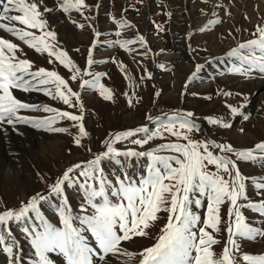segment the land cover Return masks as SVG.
<instances>
[{
  "label": "snow or ice",
  "instance_id": "6c2138e0",
  "mask_svg": "<svg viewBox=\"0 0 264 264\" xmlns=\"http://www.w3.org/2000/svg\"><path fill=\"white\" fill-rule=\"evenodd\" d=\"M88 7L86 0H56L53 7L47 6L45 0H0V30L28 49L46 53L49 63L58 61L71 73L72 81L81 75L91 77L81 78L79 88L97 90L104 100H112L110 89L101 83L105 74L87 69L81 74L69 53L59 46L57 32L46 15L59 10L70 17L72 13L84 16ZM167 15L171 16V13ZM71 22L78 28L85 27L75 19ZM113 22L118 29L131 27L123 18ZM219 23V20L211 19L199 31L205 32ZM94 34L100 35L99 32ZM115 35L120 37L121 32L117 31ZM252 36L227 52L233 59L228 73L245 79L264 76V25H257ZM113 43L128 51H132L129 46L139 43L147 51L142 35L134 40L117 39ZM96 44L94 41L88 50V66L96 63L93 57ZM158 66L164 68V65ZM202 67L197 65L188 77L189 81ZM147 77L150 79L151 74ZM14 90L42 93L70 109H78L80 114L48 104L23 102L14 95ZM218 94L227 97L232 93L222 91ZM81 99V93L74 91L57 71L43 67L33 70V62L27 58L21 44L0 38V126L15 129L18 125H27L46 132L66 133L68 128L56 125L67 120L72 122L71 127L78 129L73 136L75 145L83 146L82 140L89 133L83 123ZM129 104H132L131 100ZM226 106L232 116H239L240 106ZM22 111L49 115L38 118L21 114ZM244 118L248 119L247 116ZM147 119L155 124L154 129L142 125L109 133L102 151L94 153L87 161L69 166L48 185L47 194L36 193L27 202H21L18 208L0 210V251L7 255L9 264H21L22 261L17 241L10 231V225L16 223L28 225L20 229L33 249V258L28 264H54L53 253L62 256L65 264H111V257L116 255L136 259L137 264H241V261L243 264H264V254L240 251L242 240L264 238V226H253L245 215L247 210H252L264 217V199L256 202L248 196L249 187L264 196V177L249 182L239 167L243 162H261L264 167V141L238 150L212 139L194 140L191 134L200 129L191 111H174L163 118ZM206 119L212 125L225 129L232 127L222 117ZM165 133L175 137L176 141L140 151L116 147L128 141L144 149L151 141L163 139ZM233 156L235 159L231 158ZM121 158H146V173L138 179L129 175ZM105 161L119 165L122 175L116 174L114 179L106 175ZM74 186L82 198L80 212L75 214L65 197L67 189ZM51 196L59 199L56 212L60 226L50 223L41 211V202ZM225 205L227 221L222 214ZM194 208L204 209L203 217ZM160 212L167 213V222L155 242L139 253L124 249L122 242L149 236L148 230L158 221ZM222 228L227 239L222 253L217 255L213 246L220 241L213 233H220ZM89 234L94 244L89 242Z\"/></svg>",
  "mask_w": 264,
  "mask_h": 264
},
{
  "label": "rangeland",
  "instance_id": "374dc122",
  "mask_svg": "<svg viewBox=\"0 0 264 264\" xmlns=\"http://www.w3.org/2000/svg\"><path fill=\"white\" fill-rule=\"evenodd\" d=\"M45 2L49 7L56 4V0H45ZM194 2L197 8L194 9L196 19L188 26L178 24L180 18L177 13L178 9L191 8L193 3L186 2V5L181 7L182 0H140V2L86 0L89 7L85 9L84 16L89 17L87 20L79 13H72L70 17L59 10L46 14L53 30L57 32L59 46L69 53L70 58L81 69V74L85 69L105 74L101 77V83L110 89L112 100H104L97 90L79 88L81 78L91 77L81 75L76 81H72L71 73L54 58H52L54 62L49 63L50 58L46 53H37L28 49L1 30L6 38L21 44L25 55L33 62V70L43 67L46 70L57 71L74 91L81 93L85 117L83 123L89 135L82 140L83 146L75 145L73 136L78 129L71 127L72 122L67 120H62L56 125L68 128L69 132L66 133L46 132L27 125H18L15 129L7 125L0 126V135H9L6 139L12 140L8 141L9 147L3 149L0 146V210L18 208L21 202H27L36 193L47 194L48 185L69 166L87 161L94 153L102 151L103 142L108 138L109 133L142 125L154 129L155 124L149 121L148 117L163 118L165 114L174 111H191L200 129L191 134L194 140L212 139L218 143L230 144L238 150L251 148L256 143L264 141V86L257 90L256 95H254L256 91L250 92L251 82L258 81L264 84V76L256 75L252 79H245L228 73L233 59L227 56V52L239 42L253 38L252 33L257 25H264V0H194ZM235 10L238 11V20H235ZM169 12L171 16L167 15ZM120 18L127 20L131 27L118 29L113 21ZM72 19L83 23L85 27H76L72 24ZM211 19H217L220 23L212 25L205 32L199 31ZM161 27L163 31L160 30ZM117 31L121 32L120 37L115 35ZM95 32L100 33L99 37L95 36ZM140 35L145 38L147 51L139 43L129 46L132 51L113 43L117 39L134 40ZM179 38L183 40L184 48L188 49L189 55L193 58L187 61L192 64L190 73L182 67L185 54L181 51L180 56L176 51ZM94 41H97L93 49L96 63L88 66V50L93 46ZM158 65H164V68ZM197 65L203 67L196 77L189 81L188 77L196 70ZM148 73L151 74L150 79L147 77ZM222 91H229L232 94L227 97L218 94ZM28 94L35 96L24 100L18 97L14 90V95L23 102L41 106L48 104L60 110L80 114L78 109H70L62 102L54 101L42 93ZM257 95L261 97L259 104H257ZM129 100L132 104H129ZM226 105L240 106L239 116H232ZM260 110H263L261 127L257 134L254 133V137H250L247 134L250 132V119L257 116ZM21 114L38 118L49 115L33 111H22ZM209 116L222 117L231 123L232 127L225 129L212 125L206 119ZM245 116L248 119H245ZM14 131L25 133L27 139H32V142L25 140L24 145L27 149L16 148V139L11 134ZM35 133L42 134L38 141L39 147L34 145ZM175 141V137L165 133L163 139L157 138L151 141L144 149L128 141L117 144L116 147L120 150L133 148L140 151ZM231 158L235 159L234 156ZM121 160L129 175L138 179L146 173L148 163L146 158L128 160L121 158ZM103 167L110 178L114 179L116 174L122 175L120 166L114 162L105 161ZM209 167L210 170H214L213 166ZM239 167L249 182L264 177V167L261 166V162H243ZM248 196L256 202L264 199V196L257 194L254 187L248 188ZM65 197L69 200V206L73 208L74 214L79 213L82 198L78 188L74 186L67 189ZM58 204L59 199L55 196L41 202V211L45 218L56 226H60L56 212ZM194 211L203 217L204 209L194 208ZM222 214L227 221L226 205L222 208ZM245 215L253 226H264V217H260L258 213L247 210ZM158 216V221L148 230L149 236L134 237L130 241L122 242L123 248L139 253L145 247L151 246L159 236L160 229L167 222L166 212H160ZM24 226L28 225L11 224L10 231L19 246L21 264H28L33 258V249L27 236L20 230ZM213 235L220 241L213 246L214 252L219 255L225 246L227 235L223 228L220 233ZM89 242L94 244L90 235ZM240 251L248 254H264V238L242 240ZM51 257L54 264H65L62 256L53 253ZM0 264H9L7 255L2 251H0ZM111 264H137V262L136 259L116 255L111 257Z\"/></svg>",
  "mask_w": 264,
  "mask_h": 264
},
{
  "label": "bare ground",
  "instance_id": "6f19581e",
  "mask_svg": "<svg viewBox=\"0 0 264 264\" xmlns=\"http://www.w3.org/2000/svg\"><path fill=\"white\" fill-rule=\"evenodd\" d=\"M5 2H6V0H5ZM186 2H191V3H193V6L190 8V7H188V9L187 10H182V9H178L179 11H178V17L180 18V21H178V24H183L184 26H188L192 21H194L195 19H196V12L194 11V9L196 8V5L194 4V3H196V2H194V0H182V6L181 7H184L185 5H186ZM196 10H197V8H196ZM182 12V13H181ZM238 11L237 10H235V13L234 14H236L235 15V20H238V18H237V16H238ZM182 15V16H181ZM177 16V15H176ZM175 16V17H176ZM53 21V20H52ZM241 23H243L244 24V22H242V21H240ZM67 25V24H66ZM146 27H147V25H145ZM3 31V30H2ZM2 31L0 30V38H6L3 34H2ZM3 33H4V31H3ZM8 39V38H7ZM176 51L178 52V53H180V56H181V51H183V53L185 54V57H183L184 59H183V65H182V67H183V69L184 70H187L188 71V73H190V68H191V66H192V64H190L189 62H187V61H189V60H193V58L189 55V52H188V49L187 48H184V46H183V40L181 39V38H179L178 40H177V48H176ZM25 52V51H24ZM203 77V76H202ZM262 86H264V84L263 83H260V82H258V81H253V82H251V87H252V89L250 90V92H253V91H256V92H254V95H256L258 92H257V90L260 88V87H262ZM180 92V91H179ZM15 94H17V96L18 97H20V98H23L24 100L25 99H31L32 97H34L35 96V94H33L32 96L31 95H29L28 93H23V92H21V91H19V90H15ZM257 104H259L260 103V100H261V97L260 96H258L257 95ZM260 108H261V106H260ZM263 110H260L258 113H257V116H254L252 119H250V122H251V127H250V132H248L247 134H248V136H250V137H254V133H258V131H259V128L261 127V117H262V112ZM24 128V127H23ZM19 132H21V131H19ZM27 133V132H26ZM5 134V133H4ZM12 134V136L14 137V139H16V141H15V145H16V148L17 149H27L26 148V146L24 145V143H26V141L25 140H27V142H32V139H27L24 135H25V133L24 134H21V133H18V131H14V133H11ZM35 135H36V138H34V145H37V147H39L38 145V141H39V137H41V135L42 134H39V133H35ZM34 135V136H35ZM16 136V137H15ZM7 137H9V135H6L5 134V136L4 135H0V146L4 149V148H6V147H9V144H8V141H12V140H7L6 138ZM29 137H31V136H29ZM33 138V137H32ZM48 139V138H47ZM248 140V139H247ZM50 141V140H49ZM11 148V147H10ZM7 158H8V156H7Z\"/></svg>",
  "mask_w": 264,
  "mask_h": 264
}]
</instances>
